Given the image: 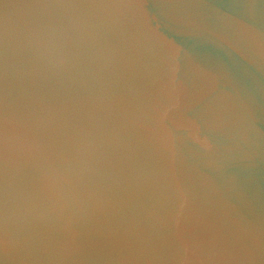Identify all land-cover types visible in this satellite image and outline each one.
Masks as SVG:
<instances>
[{
    "label": "water",
    "instance_id": "1",
    "mask_svg": "<svg viewBox=\"0 0 264 264\" xmlns=\"http://www.w3.org/2000/svg\"><path fill=\"white\" fill-rule=\"evenodd\" d=\"M0 264H264V0H0Z\"/></svg>",
    "mask_w": 264,
    "mask_h": 264
}]
</instances>
